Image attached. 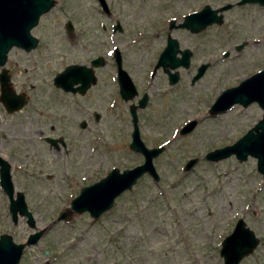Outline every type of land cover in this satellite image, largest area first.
Returning <instances> with one entry per match:
<instances>
[{
  "label": "rangeland",
  "instance_id": "rangeland-1",
  "mask_svg": "<svg viewBox=\"0 0 264 264\" xmlns=\"http://www.w3.org/2000/svg\"><path fill=\"white\" fill-rule=\"evenodd\" d=\"M105 1L109 15L96 0H55L30 31L38 40L36 47L28 52L11 48L3 65L13 91L27 100L12 114H6L0 102V152L13 155L12 183L24 193L36 228L47 227L35 245L24 248L18 264H222L220 242L238 217L259 239L238 264H264V180L255 159L203 158L207 151L234 142L262 117L256 103L235 104L215 116L207 109L223 89L262 68L264 9L249 4L230 8L222 12L221 24L197 34L169 30L180 48L196 46L220 58L193 83L192 60L189 69H177V82L168 84L162 70L149 74L165 44L169 19H179L202 2L216 7L235 0ZM67 20L73 27L70 33ZM116 21L121 31L113 32ZM241 41L244 45L236 51L233 45ZM113 48L138 96L145 91L148 97L145 107L137 109L138 125L146 147H164L152 160L158 181L144 174L97 220L83 212L68 222L56 221L57 212L81 186L112 167L122 170L142 162L141 154L128 148L127 107L136 97L122 101L116 96ZM221 51H228L227 57L221 58ZM96 56L103 64L95 69L96 83L84 95L53 85V76L65 65L87 64ZM81 120L84 127L79 126ZM191 120L194 127L181 135L180 128ZM62 132L66 145L73 147L65 160L51 156L46 143L36 140ZM29 153L34 154L30 164ZM19 158L36 169L32 176L28 168L26 174L18 171ZM191 158L196 162L184 170ZM7 206L0 188V233L23 242L32 229L24 218L12 224Z\"/></svg>",
  "mask_w": 264,
  "mask_h": 264
},
{
  "label": "water",
  "instance_id": "water-1",
  "mask_svg": "<svg viewBox=\"0 0 264 264\" xmlns=\"http://www.w3.org/2000/svg\"><path fill=\"white\" fill-rule=\"evenodd\" d=\"M253 1L261 2L264 5V0ZM97 2L101 10L109 15L110 11L106 1L97 0ZM54 5L55 0H0V102L8 112L20 110L26 103V97L23 93H15L10 85L9 74L3 67L7 53L13 47L25 52L36 47L38 40L31 35L30 31L36 26L39 17ZM228 6L227 4L218 10L204 7L197 13L186 15L179 26L187 28L191 32H197L209 24H220L222 17L216 12L226 9ZM65 29L67 33L73 29L69 20L65 23ZM112 31H121L118 21L113 25ZM177 51L180 52V58L175 57ZM113 54L117 64L119 93L124 101H129L137 94L136 88L128 74L121 68V59L117 48L114 49ZM189 54L188 49L179 50L176 40L168 36L153 71L161 66L167 76L168 83L174 84L179 77L176 68L178 66L188 67ZM102 64L103 60L100 56L92 59L90 66L70 64L57 72L53 76L52 82L55 87L63 91L84 93L95 82L92 68ZM204 71V65L197 68L191 77V83L200 78ZM147 99L146 93H143L137 100V104L128 106L131 121L128 148L132 152L141 154L142 162L122 170L113 167L100 179L82 186L76 196L71 199L69 206L58 213L56 221H69L73 215L83 212H87L93 220H96L112 207L116 197L130 190L144 174L149 175L154 182L158 181L152 160L163 151L164 147H146L140 138L138 126L137 109L145 107ZM250 103H256L260 107L263 111L262 117L233 143L207 151L203 158L207 161H218L233 155L241 162L247 157H252L255 159L256 171L264 180V68L245 77L238 84L223 89L209 106L207 112L209 115L215 116L229 110L235 104L246 107ZM84 125L85 122L82 120L79 126L84 127ZM194 125V120L188 121L180 128L179 133L182 135L189 132ZM47 140L55 141L54 139ZM195 162V158L188 159L184 170H189ZM0 187L8 201L7 208L12 224H16L18 218H24L26 225L32 229L24 242H14L9 233H0V264H18L24 248L35 245L47 227L36 228L24 193L14 191L10 164L1 156ZM258 242L259 239L246 225L243 218H237L231 231L220 242L218 253L222 258V264H238L242 258L252 253ZM44 253L47 255L48 251L44 250Z\"/></svg>",
  "mask_w": 264,
  "mask_h": 264
},
{
  "label": "flooded vegetation",
  "instance_id": "flooded-vegetation-1",
  "mask_svg": "<svg viewBox=\"0 0 264 264\" xmlns=\"http://www.w3.org/2000/svg\"><path fill=\"white\" fill-rule=\"evenodd\" d=\"M242 0H235L233 3L231 2H225L224 4H219L218 6H216V7H211L207 2H202V3H200L199 4V6H197V7H194V8H190V9H188L184 14H181L180 15V20L179 19H177V18H175L174 16L172 17V18H170L169 19V21H168V25H167V30H168V32L166 33V37H165V44H164V46L166 45V41H167V37L168 36H170L169 35V30H171L172 28H176V29H178V28H180V29H183V30H185V31H187L189 34H197V33H199V32H201V31H203L205 28H207V27H209L210 25H212V24H209V25H207L205 28H203V29H201V30H199V31H197V32H191L190 30H188L187 28H184V27H180L179 26V24H181L182 22H183V20H184V17L186 16V15H188V14H192V13H197V12H199V11H201L204 7H208L210 10H218L219 8H221L222 6H225V5H229L226 9H224V10H222V11H217L216 13L217 14H220L221 15V17H222V21H223V15H222V12L223 11H226V10H229L230 8H233V7H240V6H242V5H244V4H249V5H256V6H259V8H263L264 9V5L263 4H261V2H258V1H251V0H245L244 2H241ZM177 20H179V21H177ZM213 24H215V23H213ZM221 24V23H220ZM216 25H219V24H216ZM171 37V36H170ZM171 38H173V39H175L174 37H171ZM176 40V39H175ZM244 41H241L240 43H235L234 45H233V48L236 50V51H239L242 47H243V45H244V43H243ZM252 42H254V41H252ZM256 42V41H255ZM258 42V41H257ZM176 43H177V48L179 49V50H183V49H188V51L190 52V54H189V58H188V67H186V68H184V67H182V66H178L177 68H176V70L178 69V68H184V69H189V66H190V64H191V61L192 60H195L196 61V63H195V71L197 70V68H199L201 65H204V69L205 70H207L208 68H210L211 66H212V64H216V60L218 59V58H220V57H216V55L215 54H213V53H210V52H208V53H203V52H201V51H199L198 50V48L196 47V46H193L192 47V49H190V48H180V46H179V43H178V41L176 40ZM164 46L162 47V49L164 48ZM238 46H240V48H237ZM162 49H161V51H162ZM160 51V52H161ZM160 52L158 53V55H157V58H156V60H155V62L153 63V65H152V68H151V72H150V74H149V76H153L154 74H155V72H156V70L157 69H160V70H162V67L161 66H159L158 68H156V70L155 71H153V69H154V66H155V64H156V61H157V59H158V56H159V54H160ZM203 53V54H202ZM205 54V55H204ZM197 55H200L199 57L197 56ZM204 55V56H203ZM227 55H228V51H221V58H225V57H227ZM97 57V56H96ZM175 57H178V58H180V52L179 51H177L176 53H175ZM95 58V57H94ZM94 58H92V59H94ZM92 59H90L89 61H88V63L87 64H82V65H86V66H90V61L92 60ZM114 59V58H113ZM121 59V58H120ZM72 64H81V63H72ZM68 65H70V64H68ZM68 65H65L62 69H64L66 66H68ZM102 66V65H101ZM101 66H97V67H93L92 68V73H93V75H94V77H95V82L93 83V84H91L87 89H86V91L84 92V93H79V92H77V91H75V92H70V91H63V92H65V93H70V94H77V95H84L87 91H88V89L91 87V86H93V85H95V83H96V80H97V78H96V75H95V69H97V68H99V67H101ZM112 67H113V75H112V80L115 82V86H116V88H115V92H116V96L119 98V99H121L122 101H124L123 99H122V97H121V95H120V93H119V87H118V83H117V75H118V71H117V64H116V62L113 60V64H112ZM168 67V66H167ZM264 67V63H263V66H262V68ZM121 68L128 74V76L130 77V73H129V71L125 68V67H123V65H122V61H121ZM261 68V69H262ZM260 70V69H259ZM162 72H163V70H162ZM205 72V71H204ZM179 75V74H178ZM167 77V76H166ZM179 78V77H178ZM130 79H131V77H130ZM167 82H168V79H167ZM169 84V83H168ZM136 87V86H135ZM61 90V89H60ZM136 91H137V89H136ZM145 92V91H144ZM144 92H142L139 96H138V93L133 97V98H135L134 99V101H131L129 104H137V100L141 97V95L144 93ZM26 97V96H25ZM132 98V99H133ZM26 100H27V97H26ZM129 104H128V106H129ZM1 105H2V103H1ZM2 107H3V110L5 111V113L6 114H12L13 112H16V111H13V112H8L7 110H6V108L2 105ZM128 108V107H127ZM17 111H19V110H17ZM129 113V112H128ZM97 115V114H96ZM95 115V116H96ZM130 116V115H129ZM97 117H98V115H97ZM95 119H97V118H95ZM82 121V120H81ZM81 121H79V124H80V122ZM85 122V121H84ZM85 125H86V123H85ZM84 125V126H85ZM47 139H54L55 141L54 142H50V141H48ZM67 138H66V136L64 135V133L62 132V133H58V134H56L55 136H41V137H39V138H36V140H39L40 142L41 141H43L44 143H46V145H47V150L50 152V154H51V156H57V157H59L60 156V158L61 159H66L68 156H70L71 155V153H72V149H73V147L71 148V147H69L68 145H66V140ZM21 140H24V139H21ZM35 155H36V153H35ZM0 156L2 157V158H4L9 164H10V174H11V169H12V165L14 164L13 162H12V158H13V155L11 154L10 156H6V154H3L2 152H0ZM24 156H26L27 157V154H24ZM34 156V154H32V153H29L28 154V158H29V164L32 162V157ZM50 159L51 160H55L56 159V157H50ZM19 160H21V158H19ZM22 162L20 163H17L16 164V166L18 167L17 169H18V171L19 172H22V174H26L25 172H24V170H26L27 168H28V164L25 162L26 161V159H23V160H21ZM98 166H99V163L97 164ZM34 171H36V169H34L33 167L32 168H28L27 169V172H28V174L30 175V176H32L33 174H34ZM40 171V170H39ZM11 179H12V176H11ZM87 185V184H86ZM84 186V185H83ZM82 187V186H81ZM80 187V188H81ZM79 188V189H80ZM78 192H79V190H78ZM77 192V193H78ZM25 196V195H24ZM76 196V195H75ZM57 197H59L58 195H57ZM73 198V197H72ZM71 198V199H72ZM70 201L71 200H69V202L64 206V207H66V206H68L69 205V203H70ZM64 207H62L61 209H63ZM60 209V210H61ZM59 210V211H60ZM58 211V212H59ZM57 212V213H58ZM74 216V215H73ZM71 220V219H70ZM64 222H66V221H64Z\"/></svg>",
  "mask_w": 264,
  "mask_h": 264
}]
</instances>
